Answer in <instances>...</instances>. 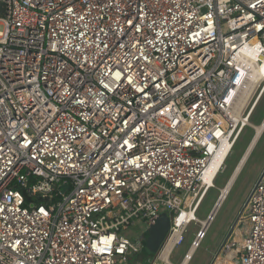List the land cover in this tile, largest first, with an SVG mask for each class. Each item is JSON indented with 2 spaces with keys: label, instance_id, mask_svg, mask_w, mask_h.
Segmentation results:
<instances>
[{
  "label": "built area",
  "instance_id": "1",
  "mask_svg": "<svg viewBox=\"0 0 264 264\" xmlns=\"http://www.w3.org/2000/svg\"><path fill=\"white\" fill-rule=\"evenodd\" d=\"M0 26V264H128L165 213L164 261L256 126L264 0H0ZM238 220L212 264H264V175Z\"/></svg>",
  "mask_w": 264,
  "mask_h": 264
},
{
  "label": "rangeland",
  "instance_id": "2",
  "mask_svg": "<svg viewBox=\"0 0 264 264\" xmlns=\"http://www.w3.org/2000/svg\"><path fill=\"white\" fill-rule=\"evenodd\" d=\"M3 34V27L0 26V35ZM264 119V95L255 109L251 122L259 126ZM255 130L248 127L244 130L233 152L229 156L224 171L218 176L215 185L216 189H211L206 198L202 202L197 217L200 220H205L209 215L213 206L217 203L220 195V190L225 187L227 181L233 174L235 167L243 156L248 145L251 144L255 136ZM250 143V144H249ZM264 171V132L260 139L255 144L252 152L244 163L239 176L236 177L227 198L224 200L219 210L215 214L212 222L208 226L204 238L200 242L198 248L192 253L188 264H212L216 258L218 251L223 242L228 237L231 229L237 228L238 217L242 212L247 201L249 193L254 188L255 184L261 177ZM166 215L167 214H162ZM168 218V217H167ZM243 228L242 225H238ZM233 227V228H232ZM147 229L145 223L136 225L130 230L125 231V234L130 239H136L140 234ZM202 231V226L198 223L189 224L183 234V242L177 245L170 256V261L173 264H180L184 256L188 252L195 236ZM156 253H153L144 241L141 253L128 256V264H148V261L153 263L156 259ZM155 264H164L155 261Z\"/></svg>",
  "mask_w": 264,
  "mask_h": 264
},
{
  "label": "bare ground",
  "instance_id": "3",
  "mask_svg": "<svg viewBox=\"0 0 264 264\" xmlns=\"http://www.w3.org/2000/svg\"><path fill=\"white\" fill-rule=\"evenodd\" d=\"M253 129L255 130V133H256V134H255V136H254L253 139H252V142H251V144H250V146H249V150H248L246 156L244 157V159L241 161L240 166L238 167V170L235 172L233 178H230V179H232V181L229 183V185H228V182H227L226 185H225V187L222 189V191L220 190L219 199H218V201H217V203H216V205H215V209H214V212H213V214H212L210 220H209L208 222H206L205 220H202V223H199V225L204 226V227H203L204 229H202V231H201V233H200L201 235L199 234V239L197 240L196 244H198L199 241H201L200 239L203 238L202 236L206 233L205 230H207V227H208V225H209L211 219L215 216V214H216L217 211L219 210L220 206L222 205V203L224 202V200L227 198L228 193H229V191H230V189H231V187H232V185H233V183H234L236 177L239 176L238 174H239V172L241 171V169H242L244 163L246 162L247 158L249 157L250 153L252 152V150H253L255 144L257 143V141H258V140L260 139V137L262 136V134H263V132H264V123L261 124V125H259V126H255ZM230 146H231L230 143L224 145V147L222 148L221 153H220L218 159L216 160V162H215V164L213 165L212 169H210L209 177H208V182H209V183L211 182V180H212V179L215 177V175L217 174L218 169H219V166H220V165L224 166V165L226 164V162H227V160H228L227 158H229V157H228V154H229V151H230V149H231ZM232 150H233V149H232ZM238 165H239V164H238ZM212 181H213V180H212ZM193 216H194L193 214L187 215V216H186V219H188V220H192V219H193V218H192ZM211 222H212V221H211ZM173 226L176 227V224L174 223ZM176 228H178V227H176ZM232 228H233V227H232ZM177 232H178V230H177ZM239 233H241V232H239ZM179 235H180L179 233H175V235H173V236L170 238V240H169L167 246L164 248V251H163L162 256H161V259H163L164 261L158 260L159 262H162V263H164V264H169V262H170V255H171V252H172V246H173V244H174V241L176 240V237L179 236ZM190 251H191V250H190ZM192 253H193L192 251L189 252V254H188V258L185 259L184 262H183L182 264H188L189 259H190L191 256H192ZM217 255H218V254H217ZM154 264H155V263H154ZM217 264H232V262H231V260H230V256L227 257V258L220 257L219 260H217Z\"/></svg>",
  "mask_w": 264,
  "mask_h": 264
},
{
  "label": "water",
  "instance_id": "4",
  "mask_svg": "<svg viewBox=\"0 0 264 264\" xmlns=\"http://www.w3.org/2000/svg\"><path fill=\"white\" fill-rule=\"evenodd\" d=\"M264 175V171L261 177ZM69 186L67 184L61 187L62 193L68 191ZM214 212V210H213ZM212 212V214H213ZM211 214V216H212ZM210 216V217H211ZM166 215H161L157 223L148 229L144 235V239L146 241L147 246L151 249L153 253H158L163 243L170 231L171 228V221L169 217ZM214 218V217H213ZM212 218V219H213ZM204 229V228H203ZM206 231V230H205ZM205 235V234H204Z\"/></svg>",
  "mask_w": 264,
  "mask_h": 264
},
{
  "label": "crops",
  "instance_id": "5",
  "mask_svg": "<svg viewBox=\"0 0 264 264\" xmlns=\"http://www.w3.org/2000/svg\"><path fill=\"white\" fill-rule=\"evenodd\" d=\"M249 144H250V143H249ZM249 146H250V145L247 146V148H246V150H245L243 156L241 157V159H240L239 162H238L239 165H237V166L235 167V170L233 171V174L231 175L230 178H233L235 172L238 170V167L240 166L241 161L244 159V157L246 156V154H247V152H248V150H249ZM230 178H229V180L227 181V182H228V185H229V183L232 181V179H230ZM251 191H252V190H251ZM249 194H250V193H249ZM216 257H217V255H216Z\"/></svg>",
  "mask_w": 264,
  "mask_h": 264
},
{
  "label": "trees",
  "instance_id": "6",
  "mask_svg": "<svg viewBox=\"0 0 264 264\" xmlns=\"http://www.w3.org/2000/svg\"><path fill=\"white\" fill-rule=\"evenodd\" d=\"M39 202H41V204L46 205V201H45V200H40V201H38V203H39Z\"/></svg>",
  "mask_w": 264,
  "mask_h": 264
}]
</instances>
